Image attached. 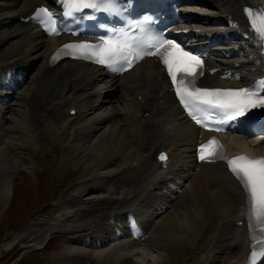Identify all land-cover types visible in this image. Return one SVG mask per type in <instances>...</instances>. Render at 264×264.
I'll use <instances>...</instances> for the list:
<instances>
[{"label":"bare ground","instance_id":"obj_1","mask_svg":"<svg viewBox=\"0 0 264 264\" xmlns=\"http://www.w3.org/2000/svg\"><path fill=\"white\" fill-rule=\"evenodd\" d=\"M24 1L0 0L3 2L0 7L5 8L0 14V43L4 40L14 42L15 39L16 47L27 43V47L32 48L27 52L28 56L32 51L38 53L42 47L46 49L37 59L12 52L0 64V73L3 64L22 65L25 70H34L36 65H41L29 91L16 94L14 90L17 89L8 90L7 96L13 98L16 94V106L10 102L0 105V188L10 197L14 186L12 178H16L10 174L12 168H9L8 157L11 153L14 156L17 149L5 147L8 136L16 135L17 129L29 130L32 117L36 127L30 130L36 132L37 137L52 121L58 125L61 119H66L71 123L65 133L75 127L77 133L81 130L89 134L88 137L92 136L90 139L81 137L70 146L78 153L76 161L87 159L90 168L92 163L97 167L96 170L90 169L92 178L84 181L79 193L83 195L98 190L105 197L97 202L96 208L89 207L88 213L80 200L58 204L48 216L51 223L38 228L35 221L13 232L5 249L15 250L21 245L38 250L60 233L66 239L63 261L68 264H91L96 255L97 264H128V255L136 257L137 264H148L147 258L140 253L144 243V247L153 248L162 262L169 264H241L249 253V241L243 228L235 226L234 222L244 213L243 195L224 168L199 166L193 161L200 132L179 109L159 66L150 62L122 78L106 79L112 84V93L105 96L101 114L92 118L96 90L92 82L98 78L95 68L70 59L57 66L49 64L55 45L63 40L46 42L42 36H36L37 32L31 33L32 27L22 23L21 18H27L46 1ZM207 1L220 8V14L225 11L227 17L234 19L232 28L242 34L239 50H248L244 64L236 59L235 52L223 51V57L217 56L212 61L216 75L208 76L207 81L220 82L229 71L240 73L246 79L257 76L264 66L261 57L264 35L257 31L261 25L254 13L264 15V0ZM222 15H218V20ZM13 22H18V26L13 28ZM250 32L251 36L248 35ZM34 36L40 38L35 43L31 42ZM44 87L50 89L49 97L45 96ZM54 87L58 93L53 92ZM120 93L119 102L122 100L126 108L123 114L117 107H112L114 101V106L120 105L115 98ZM86 103H90L87 108L83 105ZM71 109L76 110L75 117L69 115ZM86 111L87 117L91 116L88 124L84 121ZM12 112L17 114L13 121L15 127L6 131L5 127L13 120L10 117ZM77 133L75 137L79 140L80 133ZM14 140L17 141L16 136ZM236 142L233 140L228 144L232 151L240 147L239 144L233 146ZM61 145L58 141L51 150L59 153ZM245 149L248 151L247 147ZM257 150L264 155V147ZM163 152L168 157L165 164L157 158ZM91 181H94L93 185L88 184ZM172 210L175 211L173 214ZM161 211L163 213L154 218V213ZM136 214L144 226L140 237L126 226ZM234 246L238 248L236 254L231 252Z\"/></svg>","mask_w":264,"mask_h":264},{"label":"rangeland","instance_id":"obj_2","mask_svg":"<svg viewBox=\"0 0 264 264\" xmlns=\"http://www.w3.org/2000/svg\"><path fill=\"white\" fill-rule=\"evenodd\" d=\"M205 2V0H194L193 4H195L196 7L207 6L203 4ZM23 4L24 2L22 5ZM210 6L211 5H209V8ZM3 11L4 8H0V14ZM214 11L217 10L214 9ZM193 14L196 17L205 19V15L201 13L193 12ZM206 20L212 21L211 18ZM10 30L12 31L13 29L11 28ZM5 41L6 40L0 43V64H2L1 61L8 58L12 52H15L14 54L17 55L20 53L18 56L24 58L35 57V59H37L46 49L42 47L41 49L43 51L40 49L38 52L39 54L33 53L32 51L31 54L33 55L29 54L28 56L27 52L32 50V48L29 46L27 47V43L16 47L15 44L17 39H15L14 42L10 41L11 43H6L9 41ZM52 41L56 43V40ZM40 66V64L36 65V69L30 73V78L27 80L23 89L20 90V94L26 93L32 88V79L39 74ZM120 98H122V94ZM120 98L116 100L120 105L114 106V101L112 107H117L124 113L126 108H124L122 100L119 102ZM28 101L30 103L31 99ZM127 101L129 102L128 99ZM15 102L14 105L16 106ZM110 106L111 105H108V107ZM65 113H67V110ZM99 114L100 112L96 111L92 118L98 117L97 115ZM11 116L13 120L10 121L7 127L9 129L15 127L13 121L14 118L17 117V114L12 112L10 114V117ZM90 117L85 118L84 116L85 123L89 122L88 119ZM62 122L66 123L63 124ZM69 123L71 122L66 119H61V122L57 126L50 125L44 130V133L39 132L40 134L38 133V137L36 132L34 133L32 130V133L29 134V130L26 129H17L16 135H12V137H9L10 135L8 136V143L5 147L17 149V151L13 152L14 156L11 153V156L8 157L9 168H12L10 174H13L16 178H12L14 186L12 187L13 190L10 197L8 193L2 192V188H0V264H68V262L63 261V256L67 249L65 248L66 239L62 237L60 233L55 234L45 246H42L38 250L33 249V247H22L21 245L14 248L15 250L5 249V244L13 232L26 228L32 222L37 221L36 227L38 228L51 223L48 216L53 212V208L60 203L72 200L78 202L80 200L79 203H84L83 205L85 207L83 209L88 213L89 207L93 208L94 206L96 208L97 202L105 197L104 193L98 190L94 191V193H86L83 195L79 193L81 186L85 183L84 181H87V178H92L90 169H95L97 167L93 166L94 164L92 163V167L90 168L89 162H86L87 159H84V161L83 159H81L82 161H76L78 153L72 151L70 147L71 144L80 141L82 139L81 137L85 136L90 139L92 136L88 137L89 134L85 131H83V133L81 130L77 133L74 127V129H71V132L75 134L80 133L79 140H76L77 137H75V134H73L74 138H70V132L65 133ZM34 124L36 125V121H34ZM7 130L8 129H6V131ZM13 136H16L19 142L15 141ZM10 138L12 139L10 140ZM58 141L63 144L61 145L60 152L55 153L51 149ZM47 143H50L49 146ZM88 184L93 185L94 181ZM171 212L173 214L175 211L172 210ZM32 215L34 216L31 217ZM145 244L146 243L141 246L140 253L147 258L148 264H169L166 263V261L162 262V258L159 257L157 252L153 251V248L148 246L144 247ZM126 259L128 260V264L129 260H131L130 264H137L138 261L136 257L132 255H128ZM96 260H98V255L91 259L90 263L97 264ZM73 264H75V262ZM115 264H118V262Z\"/></svg>","mask_w":264,"mask_h":264},{"label":"snow or ice","instance_id":"obj_3","mask_svg":"<svg viewBox=\"0 0 264 264\" xmlns=\"http://www.w3.org/2000/svg\"><path fill=\"white\" fill-rule=\"evenodd\" d=\"M117 0H65L72 10L82 9H103L118 13L114 6ZM43 13L44 17L50 21V14L46 9H39L37 17ZM67 13V10H66ZM146 17L145 21L150 20ZM54 32L55 29L53 28ZM140 37H132L127 32H121L115 37H102L99 45H65V50L77 49L85 59L95 58V62L101 65H119L118 71L131 67L133 62L145 55H158L167 68L180 102L189 115L201 123L196 113H202L206 109L215 110L220 114L216 121L218 125H223L227 121L237 118L247 117L253 110L264 109V95L249 89L238 90H210L194 87L193 80L178 79V74L184 77L194 78L198 75V68L201 66V59L194 54L184 51L178 44L171 40L163 39L150 29L146 24L141 25ZM68 54V53H66ZM59 55V53H57ZM217 130H221L219 127ZM216 142L211 141L210 145ZM206 147H201L200 160H205L203 154ZM214 153L209 150V155ZM163 158V157H162ZM229 167L236 177L243 181L250 197V211L255 219L264 224V160L239 156L228 161ZM264 258V248L259 252L253 248L251 252V264H256V257Z\"/></svg>","mask_w":264,"mask_h":264}]
</instances>
